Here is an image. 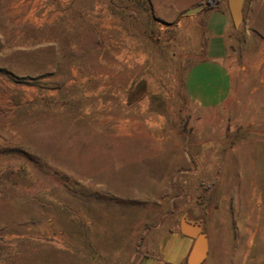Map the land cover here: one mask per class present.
<instances>
[{"label": "rangeland", "instance_id": "374dc122", "mask_svg": "<svg viewBox=\"0 0 264 264\" xmlns=\"http://www.w3.org/2000/svg\"><path fill=\"white\" fill-rule=\"evenodd\" d=\"M211 10L0 0V264H139L184 214L203 264H264V0L228 29L233 88L209 110L183 80Z\"/></svg>", "mask_w": 264, "mask_h": 264}, {"label": "crops", "instance_id": "0c3cea01", "mask_svg": "<svg viewBox=\"0 0 264 264\" xmlns=\"http://www.w3.org/2000/svg\"><path fill=\"white\" fill-rule=\"evenodd\" d=\"M226 6L211 10L208 27L214 36L204 44L201 42L193 47L200 57L188 66L184 75L185 93L202 109L220 106L229 98L233 88V73L225 63L227 32L233 23L228 4ZM196 28L198 32L199 25ZM193 241L192 237L181 231L180 223L172 225L155 242L148 243L151 252L144 254L139 264H187Z\"/></svg>", "mask_w": 264, "mask_h": 264}, {"label": "water", "instance_id": "95a60500", "mask_svg": "<svg viewBox=\"0 0 264 264\" xmlns=\"http://www.w3.org/2000/svg\"><path fill=\"white\" fill-rule=\"evenodd\" d=\"M245 0H228V6L235 27H239L244 20ZM200 7L191 8L186 14L195 13ZM181 231L194 239L188 254L187 264H203L209 255L210 243L205 231L204 221L193 219L189 214H184L180 220Z\"/></svg>", "mask_w": 264, "mask_h": 264}, {"label": "trees", "instance_id": "16d2710c", "mask_svg": "<svg viewBox=\"0 0 264 264\" xmlns=\"http://www.w3.org/2000/svg\"><path fill=\"white\" fill-rule=\"evenodd\" d=\"M221 0H206V6L209 9H214Z\"/></svg>", "mask_w": 264, "mask_h": 264}]
</instances>
